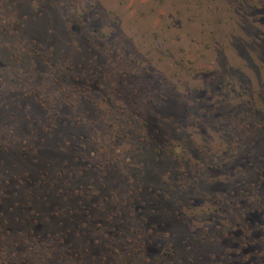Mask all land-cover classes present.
I'll return each mask as SVG.
<instances>
[{
	"label": "rangeland",
	"instance_id": "rangeland-1",
	"mask_svg": "<svg viewBox=\"0 0 264 264\" xmlns=\"http://www.w3.org/2000/svg\"><path fill=\"white\" fill-rule=\"evenodd\" d=\"M0 264H264V0H0Z\"/></svg>",
	"mask_w": 264,
	"mask_h": 264
}]
</instances>
